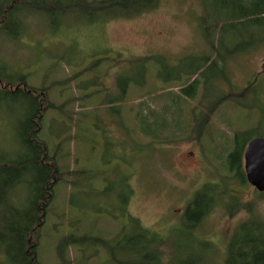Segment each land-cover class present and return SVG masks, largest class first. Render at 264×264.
<instances>
[{
    "label": "rangeland",
    "instance_id": "374dc122",
    "mask_svg": "<svg viewBox=\"0 0 264 264\" xmlns=\"http://www.w3.org/2000/svg\"><path fill=\"white\" fill-rule=\"evenodd\" d=\"M99 1L105 0H84ZM52 2H41L48 13L29 7L18 10L13 19L22 27L10 24L0 31V75L11 80L0 89H10L9 82L14 84L11 90L18 89L15 79L26 77L29 88L46 90V96L36 94L42 113L39 139L49 156L63 144L59 167L80 174L72 177L76 188L60 182L55 187L37 233L39 264H59L57 247L62 240H109L121 230L129 235L131 218L158 236L164 264L210 259L220 264L234 229L252 214L264 219V199L226 172L222 163L235 133H247L248 140L264 139V44L229 61L228 81L221 78L225 68L218 64L217 71H205L204 95L199 87L193 101L174 104V95L194 78L166 82L191 73L210 53L201 25L211 2L158 0L137 16L110 20L104 18L107 14L86 16L83 9L61 11L51 7ZM144 69L150 74L145 86L126 85L129 79L142 81L139 72ZM44 103L62 110H46ZM22 104L20 96L0 101L1 152L17 148L12 136L27 113ZM211 105L214 112L209 114ZM148 116L166 117L159 142L141 136L138 120ZM203 117L208 119L202 129L207 134L199 136L195 120ZM129 189L132 196L124 207ZM203 189L210 191L212 208L190 234L184 211ZM206 242L212 250L203 247ZM142 243L130 248L122 241L115 252L117 262L87 243L67 247L63 254L76 262L80 254L95 253L86 262L78 258L76 264H137L143 259Z\"/></svg>",
    "mask_w": 264,
    "mask_h": 264
},
{
    "label": "trees",
    "instance_id": "16d2710c",
    "mask_svg": "<svg viewBox=\"0 0 264 264\" xmlns=\"http://www.w3.org/2000/svg\"><path fill=\"white\" fill-rule=\"evenodd\" d=\"M50 1H54L51 3V7L61 11L83 9L86 16L107 14L104 18L110 20L137 16L154 7L158 0H105L90 3L84 2V0H18V2L16 0H0V31H6L10 24H15L17 29L18 27L21 28L23 23L21 21L14 23L13 17L18 10L25 7L33 8V11L50 12L41 3ZM207 1L212 3V8L210 13L202 19L201 28L205 41L204 44L209 48L210 53L200 59L199 63L201 64L191 73H181L166 82L167 84L171 81L177 83L182 77H187L188 80L189 77L194 78L192 82L186 83L177 95H174V99L171 100L174 104L180 102V99L188 102L193 101L199 87L203 89L204 95L206 88L205 71L208 69L217 71L218 64H221L225 68V73L222 72L221 78L228 81L227 66L229 61L240 57L241 54L254 49L257 45L264 44V0ZM23 30L24 28L21 29L20 33H23ZM17 33L18 31L16 30L14 36L16 35L19 38ZM211 56L213 57L212 59ZM96 63L97 61H94L90 65L93 70ZM148 73L147 69L142 70V72H139L142 81L129 79L126 85L135 89L142 88L146 84L147 77L150 76ZM154 74L155 80L158 81L159 73L154 70ZM25 78L15 79L19 85L18 89L11 90L12 86H14L11 82L7 83L10 89H0V101H12L14 98L20 96L22 98V105L25 108L27 107V113H24L18 121V128L13 130L12 137L17 147L15 152L9 150L0 151V253L3 255V262L1 264H39L37 257V233L48 215L55 187L60 182L62 184L67 183L72 189L76 188L78 183L77 185L74 182L72 183V177L80 175H75V171L62 170L59 167V154L62 151L63 144L55 146V150L49 156L47 146L40 141L39 130L42 125V113H40L41 103L38 101L36 94L43 92L42 95L46 96V90H33L29 88L26 85ZM8 80H10L8 77L0 75V85L6 83L5 81ZM94 95L93 93L85 96L86 101H89ZM167 95L171 96L170 94ZM148 96L144 98L146 99ZM223 98L221 99L223 100ZM44 104L46 110H62L61 107H55L47 103ZM142 105L143 103H141V107ZM212 108L211 105L207 107L206 111L211 114L214 112ZM139 115L136 117L139 118ZM141 119L138 120L141 136L147 137L150 140L153 139L156 142L161 141V133L167 128L166 125H163L166 122V117L158 118L157 120V118L154 119V117L148 116L141 117ZM150 119L153 120L152 124L149 122ZM195 122V133H198L199 136L202 133L207 134L202 129L208 125V119L205 117L197 118ZM171 127L173 128V126ZM149 128L156 132L153 131L152 133L148 131ZM246 135L247 133L234 134L231 150L222 161L226 172L233 175L241 183L246 182L243 170L241 169L244 149L250 141V139L246 138ZM169 141L167 143H172V140ZM67 179H70V181ZM126 188H129V186L124 189ZM209 193V190L203 189V192L195 195L193 201L185 208L183 217L184 227L190 234H193L191 231L208 215L212 208L208 196ZM257 194L264 199V193ZM128 195L127 198L125 196L123 199L124 207H127L129 197L132 196L131 189H129ZM244 209H247L248 216H250L252 213L250 209L245 207ZM229 214H232V211H229ZM129 223V235L124 234V231L121 230L118 235L109 240L88 236L72 238L69 243L68 240H62L57 247L59 264H76L78 258L86 262L89 258L95 256L94 252L97 248L113 255L114 262H117L115 260V252L117 249H120L122 241L126 242L130 248L131 245L132 247H136L139 245V242H144L142 246L140 245L143 259L137 261V264H164L161 258L162 253L159 247L161 245L160 240L157 238L158 236L144 229L133 218L129 219ZM86 243L94 250L93 254L89 256L80 254L76 258V262L65 259L63 253L67 247L85 246ZM203 247L206 250H208L207 248L210 250L213 248L208 242L204 243ZM224 251V259L220 264H264V219L253 214L248 217L234 229ZM135 254H138V252ZM197 264L213 263L210 259L208 261L198 260Z\"/></svg>",
    "mask_w": 264,
    "mask_h": 264
},
{
    "label": "water",
    "instance_id": "95a60500",
    "mask_svg": "<svg viewBox=\"0 0 264 264\" xmlns=\"http://www.w3.org/2000/svg\"><path fill=\"white\" fill-rule=\"evenodd\" d=\"M243 173L246 183L255 192L264 193V139H251L243 153Z\"/></svg>",
    "mask_w": 264,
    "mask_h": 264
}]
</instances>
